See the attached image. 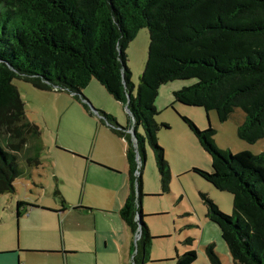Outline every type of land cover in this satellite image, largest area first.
Segmentation results:
<instances>
[{"label":"trees","instance_id":"1","mask_svg":"<svg viewBox=\"0 0 264 264\" xmlns=\"http://www.w3.org/2000/svg\"><path fill=\"white\" fill-rule=\"evenodd\" d=\"M145 28L148 61L135 95L127 49ZM16 79L40 91L71 94L127 141L131 193L120 216L135 235L137 214L145 216L137 172L139 162L145 165L147 143L163 191L170 193V166L158 142L161 130L170 129L157 120L163 85L197 79L194 86L173 93L175 102L216 111L222 123L242 110L246 119L238 137L250 144L264 140V0H0V197L15 193V181L30 179L42 165V132L27 118ZM93 80L128 107V127L94 109L83 95ZM182 119L212 158V172H193L234 197V213L227 216L200 194L207 217L220 228L235 264H264V152L233 155L218 148L213 127L201 131L189 118ZM141 234L135 264L150 259L154 238L144 222ZM215 247L207 246L208 259L223 264ZM197 259V252L189 250L176 262L194 264Z\"/></svg>","mask_w":264,"mask_h":264},{"label":"rangeland","instance_id":"2","mask_svg":"<svg viewBox=\"0 0 264 264\" xmlns=\"http://www.w3.org/2000/svg\"><path fill=\"white\" fill-rule=\"evenodd\" d=\"M149 44L150 34L145 28L127 49L135 95L148 61ZM197 83V79H191L165 84L156 100L160 112L157 120L170 125L158 135L170 166V193L163 191L154 152L147 143L145 165L139 163V168L145 195L144 223L154 239L150 259L141 264H177V257L189 250L198 254L194 264H211L206 252L209 244H215L223 264H235L220 228L207 217L200 194H207L227 216L234 213V197L193 172L195 168L212 172V158L182 116L201 131L213 127L218 148L233 155L243 151L261 154L264 140L250 144L238 137V126L246 119L242 110L222 123L216 111L175 102L174 92ZM14 84L25 103L28 120L41 129L42 165L33 170L30 179L15 181V193L0 197V253L16 252L19 264H135L136 238L118 214L131 193L125 142L70 94L40 91L23 80L16 79ZM83 95L94 109L128 127L126 107L97 80ZM138 132L145 134L143 128ZM91 162L109 166L119 174ZM63 205L92 211L60 213ZM17 211L22 214L19 219ZM66 247L78 251L73 254ZM143 254L141 245V258Z\"/></svg>","mask_w":264,"mask_h":264},{"label":"crops","instance_id":"3","mask_svg":"<svg viewBox=\"0 0 264 264\" xmlns=\"http://www.w3.org/2000/svg\"><path fill=\"white\" fill-rule=\"evenodd\" d=\"M49 93H52V92H49ZM63 93H65V92H63ZM67 94H69V93H67ZM71 95V94H70ZM72 96V95H71ZM72 98H73V96H72ZM75 100V99H74ZM76 101V100H75ZM78 102V101H77ZM127 133H130V132H127ZM116 136V135H115ZM119 138V137H118ZM119 139H121V140H123L124 142H125V144H126V158H127V147H128V143H127V141L125 140V139H122V138H119ZM134 141V140H133ZM77 156H79L80 158H83V159H85V160H89L87 157H84V156H81V155H77ZM137 159L139 160V158L137 157ZM109 161V160H108ZM128 161V160H127ZM93 165H95V166H98V167H101V168H103L104 170H108V171H110V172H114V173H117V174H119V172L117 171V170H115V169H113V168H110L109 166H105V165H102V164H100V163H95V162H91ZM104 163H107V164H109L108 162H104ZM140 163V162H139ZM109 165H111V166H113L112 164H109ZM128 166H129V164H128ZM114 167V166H113ZM129 182H130V175H129ZM128 198V197H127ZM143 199V198H142ZM126 202V201H125ZM64 203V202H63ZM125 204V203H124ZM124 206V205H123ZM122 206V207H123ZM122 207L118 210V214L120 215V210L122 209ZM34 208H40L39 206H36V207H34ZM88 209H91V208H84V207H82V206H74V207H72L71 209H68V208H66V205L64 206L63 205V207H62V210H60L59 212L60 213H63V212H68V210H71V211H77V212H79V213H82V214H88V212H87V210ZM92 210V209H91ZM142 212H143V204H142ZM17 213H18V211H17ZM144 214V213H143ZM121 217V216H120ZM145 217V216H144ZM17 219H19L18 217H17ZM123 220V219H122ZM18 223H19V221H18ZM125 223V222H124ZM126 224V223H125ZM127 225V224H126ZM129 228V227H128ZM130 229V228H129ZM130 231H131V229H130ZM131 233H132V231H131ZM133 235H134V233H132ZM135 236V235H134ZM65 249H67L66 251H71V253H73V254H75V253H77V251L78 250H76V248H74V249H71V250H68V248L66 247ZM133 250V249H132ZM0 264H19V255L16 253V252H9V253H0Z\"/></svg>","mask_w":264,"mask_h":264},{"label":"water","instance_id":"4","mask_svg":"<svg viewBox=\"0 0 264 264\" xmlns=\"http://www.w3.org/2000/svg\"><path fill=\"white\" fill-rule=\"evenodd\" d=\"M92 107H93V106H92ZM126 110H127V112L130 114V110L128 109L127 106H126ZM132 139L135 141V147H136L137 157L140 159L141 154L139 153V150H138V144H137V142H136L137 140H136V137H135L134 134L132 135ZM141 205H142V204H141ZM68 208L71 209L72 206H71V207H68ZM91 211H92L91 209H88V210H87L88 213H90ZM138 215H139L138 218H139L140 222H139L138 234H137V237H136V241L140 240V238H141V236H142V234H141V230H142V222H144V217L141 216L140 214H138Z\"/></svg>","mask_w":264,"mask_h":264},{"label":"flooded vegetation","instance_id":"5","mask_svg":"<svg viewBox=\"0 0 264 264\" xmlns=\"http://www.w3.org/2000/svg\"><path fill=\"white\" fill-rule=\"evenodd\" d=\"M138 216H139V215L137 214L136 219H137V221H140L139 218H138ZM141 232H142V230H141ZM137 234H138V230H137V233L135 234V238L137 237Z\"/></svg>","mask_w":264,"mask_h":264},{"label":"built area","instance_id":"6","mask_svg":"<svg viewBox=\"0 0 264 264\" xmlns=\"http://www.w3.org/2000/svg\"><path fill=\"white\" fill-rule=\"evenodd\" d=\"M57 90V89H56ZM131 132H133V130H131ZM137 175L140 176V172H137Z\"/></svg>","mask_w":264,"mask_h":264}]
</instances>
